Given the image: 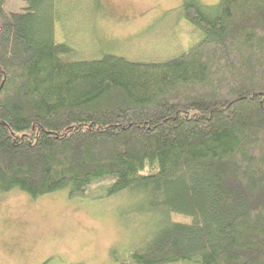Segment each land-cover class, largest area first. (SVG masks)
<instances>
[{
	"label": "trees",
	"instance_id": "16d2710c",
	"mask_svg": "<svg viewBox=\"0 0 264 264\" xmlns=\"http://www.w3.org/2000/svg\"><path fill=\"white\" fill-rule=\"evenodd\" d=\"M6 2L0 193L128 191L119 218L153 226L133 263L264 264V0H183L202 37L143 62L73 60L54 39L59 0Z\"/></svg>",
	"mask_w": 264,
	"mask_h": 264
},
{
	"label": "rangeland",
	"instance_id": "374dc122",
	"mask_svg": "<svg viewBox=\"0 0 264 264\" xmlns=\"http://www.w3.org/2000/svg\"><path fill=\"white\" fill-rule=\"evenodd\" d=\"M182 3L59 0L54 39L71 47L73 60L109 53L142 62L174 59L203 35L184 18ZM24 6L25 0H7L4 9ZM104 181L93 182L90 190L95 193ZM135 197L128 191L103 198L70 196L66 189L36 198L18 189L0 193V264H136L129 253L153 226L144 214L129 215L124 222L117 212ZM163 264L200 263L185 259Z\"/></svg>",
	"mask_w": 264,
	"mask_h": 264
}]
</instances>
